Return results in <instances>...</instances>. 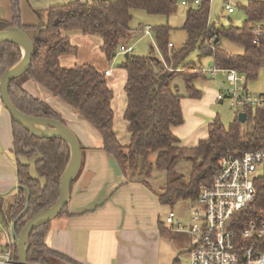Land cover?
Instances as JSON below:
<instances>
[{"label":"trees","instance_id":"obj_1","mask_svg":"<svg viewBox=\"0 0 264 264\" xmlns=\"http://www.w3.org/2000/svg\"><path fill=\"white\" fill-rule=\"evenodd\" d=\"M187 1V0H186ZM180 0H74L49 7L46 22L25 26L21 18L20 0H8L11 17L0 19V32L19 29L33 44V55L26 76L53 98L67 104L102 140V150L112 156L122 174L151 190L148 180L154 169L165 171L163 191L156 196L161 205L173 208L179 202L195 204L203 187H208L219 170L222 157H233L244 152L264 149V108L245 107L236 111L232 122L225 127L216 116L207 126V137L193 148L180 146L173 129L184 123L183 100H199L201 92L195 87L206 73L192 61H186L192 51L212 56L219 69L235 70L246 82L255 80L264 67V1L248 0L243 8L245 20L241 26H218L209 22L211 0L193 4L187 1L181 29L186 39L180 48L170 43L172 28L153 26L158 57L128 54L120 67L126 72L124 92L126 108L123 118L130 135L128 146H122L113 131L112 91L103 74L89 65L63 68L59 58L75 55L73 46L63 32L78 30L95 34L101 41V52L111 61L119 47L131 39L132 12L139 10L150 16L168 17L177 10ZM192 3V4H191ZM263 24V25H262ZM225 39L242 48L241 54H231L220 47ZM171 44V47L169 46ZM152 49V48H151ZM21 58L20 48L11 43L0 44V79ZM161 59V60H160ZM176 78L184 84V95L173 86ZM9 98L22 114L56 120L61 116L42 99L33 97L16 81L8 88ZM264 95V94H259ZM254 109V110H253ZM246 115L245 123L237 120ZM248 119L252 126L246 128ZM12 151L17 165V198L9 209L11 222L18 220L15 232L19 235L25 223L43 210L53 206L59 198L60 179L69 162V147L60 139H40L31 136L21 125L11 121ZM154 155V163L150 156ZM35 162L38 178L45 187L28 175V166L20 160ZM189 164L188 175L179 173L178 163ZM29 191L28 210H25V190ZM255 210H264V176L255 181ZM0 196V213L3 210ZM61 213H66V207ZM48 225L32 231L28 238L27 264H75L51 251L44 237ZM162 230V229H161ZM163 231V230H162ZM13 260L17 262L16 246Z\"/></svg>","mask_w":264,"mask_h":264},{"label":"crops","instance_id":"obj_2","mask_svg":"<svg viewBox=\"0 0 264 264\" xmlns=\"http://www.w3.org/2000/svg\"><path fill=\"white\" fill-rule=\"evenodd\" d=\"M72 1L74 0H50L46 6L40 7L38 1L20 0L22 23L25 26L45 24L49 7ZM25 3L28 4L26 10L23 5ZM10 17L8 0L3 5L0 1V19L9 20ZM169 17L165 18V21L159 20V25L154 26L167 25L173 28L168 23ZM152 27V25H144L139 26L137 31L131 30V39L122 45L134 48L135 40L139 36L145 37L146 28ZM62 35L77 48V53L61 56L59 58L61 67L89 65L101 74L110 71V75L105 79L113 93L111 101L113 131L119 143L124 147L128 146L130 135L127 131V122L123 118L126 108L124 92L126 72L122 68L112 71L109 65L111 61H108L100 50L102 41L97 35L83 34L78 30L63 32ZM125 58L123 54L122 62ZM217 94L218 91L214 93L215 101H217ZM198 101L200 99L188 100L191 103V111L200 110ZM45 102L48 104V97L45 98ZM61 118L64 126L76 136L79 142L81 166L77 177L70 185L66 213H60L48 223V230L44 237L47 247L75 264L186 262L191 250V238L185 232L172 230L166 223V217L173 211L177 219L184 226H188L194 204H190L191 210L188 214L176 212L173 208L161 205L156 196L160 192L155 191L151 186L150 190L139 182L129 181L120 171L114 158L102 150L99 133L78 114L74 111L69 114L71 122L68 123L69 125L65 123L62 116ZM11 121L0 99V196L3 197L4 202L0 213V226L10 234L13 222L10 220L9 209L18 193L17 165L12 151ZM192 122L194 124L191 129L194 132L191 131L184 137L185 144L189 147L184 145L183 148H193L200 140L207 137V133H203L201 129L200 120L195 117L192 118ZM207 126L208 124L205 127L206 132ZM172 131L174 133L175 128ZM178 138L181 140L180 137ZM55 263L63 264L60 261Z\"/></svg>","mask_w":264,"mask_h":264},{"label":"built area","instance_id":"obj_3","mask_svg":"<svg viewBox=\"0 0 264 264\" xmlns=\"http://www.w3.org/2000/svg\"><path fill=\"white\" fill-rule=\"evenodd\" d=\"M199 2L193 0V4ZM180 3L187 6L186 0ZM224 10L233 13L230 3L225 4ZM144 35L151 36L149 28ZM118 53L131 54L133 47L121 45ZM204 72L224 78L216 97L218 102L227 99L237 111L245 107L264 108V95L249 93L245 77L235 70L214 66ZM103 75L108 77L110 71ZM263 176L264 149L222 157L212 183L201 189L189 225L184 226L173 211L166 217L172 230L185 232L191 238L188 260L174 264H264V210H255L252 205L256 198L255 181ZM14 245L11 234L0 226V264H16Z\"/></svg>","mask_w":264,"mask_h":264},{"label":"rangeland","instance_id":"obj_4","mask_svg":"<svg viewBox=\"0 0 264 264\" xmlns=\"http://www.w3.org/2000/svg\"><path fill=\"white\" fill-rule=\"evenodd\" d=\"M1 4H6L7 0H0ZM32 1V0H30ZM41 5L40 7L46 6L50 0H35ZM264 1V0H260ZM29 2V0H28ZM248 0H211L210 2V13H209V22L216 23L218 26L227 27L229 25H233L236 27L241 26L242 22L245 20V15L243 8L246 6ZM226 3H230L233 8V13L228 14L227 11L224 10V6ZM24 9L26 10V6L28 4H23ZM187 6L181 5L178 3L177 10L174 14H172L168 20L170 26H172V31L170 33V42L174 44V47L180 48L185 39L186 35L185 32L181 29L185 11ZM133 18L130 23V28L132 31H137L139 26L144 25H159L160 21H165L167 17H159V16H149L146 15L143 11H133L132 12ZM140 37V36H139ZM135 40L133 54L138 56H151V57H158L159 53L156 48L155 40L151 34V36L140 37ZM220 47L223 50H226L228 53L231 54H241L242 48L238 45H235L225 39L221 40ZM152 48V49H151ZM123 60V54L118 53L117 56L111 60L109 63L110 68L112 71L120 70V65ZM186 61H192L198 69H203L206 71L209 68H213L212 63V56L209 54H200L198 51H192L186 58ZM223 77L221 75H217L216 77H212L206 74L205 79H200L195 81V87L200 90L201 98L200 104L198 105L200 110L199 111H191V103L188 100H183L181 103L183 105V119L184 124L181 127L175 128L174 134L181 138L180 146H186V134L189 132H194L191 128L193 127L192 118L197 117L200 120L201 129H203V133L206 132V125L209 124L214 117H218L220 122L227 127L234 117L236 116L235 113L237 110H233L230 106L229 101L224 100L222 104H219L218 101H215V92H221L223 86ZM16 83L26 92H28L33 97L42 99L45 101V98L48 97V104L55 109L60 115L64 118L65 123H71L69 121V114L72 111V108L67 104L63 103L57 98H53L47 92H45L41 87L31 81L25 74L17 78ZM219 84V85H218ZM173 86H177L178 93L180 95H184V84L181 79L176 78L173 82ZM227 86V85H226ZM246 89L249 93L252 94H264V67H261L257 78L255 80L249 81L246 83ZM41 93V94H40ZM240 110V109H239ZM68 124V125H69ZM252 126V121L248 119L246 123V128H250ZM186 147H189L188 145ZM150 162L154 163L155 156H150ZM190 166L189 164L182 162L178 163L177 170L180 171L184 175H188ZM166 178L165 171H158L154 169L151 173V177L148 180L149 185L158 192L163 191V185ZM181 208V209H180ZM173 209L176 212L188 214L191 210V205L188 202H179L176 204Z\"/></svg>","mask_w":264,"mask_h":264},{"label":"water","instance_id":"obj_5","mask_svg":"<svg viewBox=\"0 0 264 264\" xmlns=\"http://www.w3.org/2000/svg\"><path fill=\"white\" fill-rule=\"evenodd\" d=\"M2 43L15 44L21 51L20 60L9 68L0 79V99L4 108L9 113L11 119L27 130L31 136L40 139L56 138L63 140L68 145L70 153L68 165L60 179L59 198L56 203L28 220L19 235L15 232V225L18 220H15L11 225V234L15 241L17 252V264H27L28 238L32 231L48 224L66 207L70 185L75 180L80 170L81 149L76 136L59 121L30 117L22 114L14 107L8 95V88L12 81L26 74L29 69L33 55V44L30 37L19 29H8L0 32V44ZM125 57H128V54H125ZM237 120L241 124L245 123L246 115L244 113H239ZM33 125H43L44 130L40 131L34 128ZM20 162L28 166L29 177L38 181L41 187L44 188L45 180L38 178L34 160L28 162L25 159H21ZM19 188H21V186L17 185L16 189ZM23 189L25 190V210L20 217L24 216L28 210L30 196L29 191L26 188Z\"/></svg>","mask_w":264,"mask_h":264},{"label":"bare ground","instance_id":"obj_6","mask_svg":"<svg viewBox=\"0 0 264 264\" xmlns=\"http://www.w3.org/2000/svg\"><path fill=\"white\" fill-rule=\"evenodd\" d=\"M188 1V0H187ZM192 4V3H191ZM263 25V24H262ZM151 29V28H150ZM161 60V59H160ZM254 110V109H253ZM33 127L34 128H36V129H38V130H40V131H43L44 130V127H43V125H33ZM5 227V226H4Z\"/></svg>","mask_w":264,"mask_h":264}]
</instances>
